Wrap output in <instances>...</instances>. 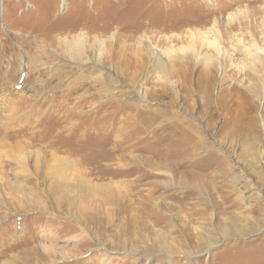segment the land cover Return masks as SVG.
Here are the masks:
<instances>
[{"label":"rangeland","instance_id":"1","mask_svg":"<svg viewBox=\"0 0 264 264\" xmlns=\"http://www.w3.org/2000/svg\"><path fill=\"white\" fill-rule=\"evenodd\" d=\"M1 4L0 264H264V0Z\"/></svg>","mask_w":264,"mask_h":264},{"label":"bare ground","instance_id":"2","mask_svg":"<svg viewBox=\"0 0 264 264\" xmlns=\"http://www.w3.org/2000/svg\"><path fill=\"white\" fill-rule=\"evenodd\" d=\"M258 0H253V2H257ZM260 1V0H259ZM2 0H0V17H1V15H2ZM251 16V15H250ZM1 19V18H0ZM248 19V18H247ZM228 21H231V17H230V20H229V18H228ZM247 21V20H246ZM215 23H216V25H217V21H215ZM248 23V22H247ZM207 24V23H206ZM251 24V23H250ZM229 26V25H228ZM244 26V25H243ZM233 30H236V29H233V28H227L226 27V29L224 30V32L226 33L225 35L227 36L228 35V33H230L231 31H233ZM243 30V29H242ZM209 32H211V30H209ZM212 32H213V30H212ZM196 35V36H195ZM192 37L195 39V40H198V43H204V44H206L207 46H209V47H213V48H216L217 47V43H216V41H214V42H211V41H205L206 40V33H200L199 31L196 33V34H194V35H192ZM184 38V37H183ZM192 38V39H193ZM181 39V38H180ZM191 39V40H192ZM183 40V39H182ZM176 41V40H175ZM181 41V40H180ZM194 41V40H193ZM177 42V41H176ZM196 42V41H195ZM64 43H65V45H67V47H69V49H70V52L71 53H79L81 50H85L86 48H87V37H85L84 35H78L77 37H75V38H73V40L72 41H69V40H64ZM95 43H97V48L98 49H101L102 47H103V43L104 42H95ZM200 43V44H201ZM194 46H195V44H194ZM205 46V45H204ZM93 47V46H92ZM90 48H91V46H90ZM148 51H150L151 52V48H146ZM197 49H198V47H197ZM218 50V49H217ZM198 51V50H197ZM97 52H98V50H97ZM185 52V51H184ZM151 55V54H150ZM162 56V55H161ZM164 56L165 57H167V59H168V61L170 62L171 61V59H173V60H178V61H181V57H179V58H175V56L173 55V54H171V53H164ZM189 57V56H188ZM128 59V58H127ZM203 61V64L205 65V66H208V67H205V71L206 72H208V70H209V65H211L212 64V62H213V59H211V57H206L205 59H203L202 60ZM130 63H131V61H130ZM157 63V62H156ZM159 63V62H158ZM161 63V62H160ZM137 65V64H136ZM161 65V64H160ZM182 67V66H181ZM166 68V67H165ZM168 68V67H167ZM169 69H171V68H169ZM180 71V70H179ZM179 71H177V72H179ZM164 72H166V71H164ZM173 72H175V71H172L171 73H169V71H167L166 73L167 74H173ZM168 77H169V75H168ZM83 81V80H82ZM4 125V124H3ZM9 126V125H8ZM74 126V125H73ZM27 127V126H26ZM63 127V126H62ZM62 127H61V129H62ZM8 129H9V127H8ZM27 129V128H26ZM33 129V128H32ZM6 128L5 127H2V129H0V131L1 132H3V133H5L6 132ZM65 131H66V134L67 133H69V132H71V131H74L73 130V127H70V128H65ZM42 132V131H41ZM57 133V132H56ZM38 135V134H37ZM40 140V139H39ZM51 141V140H50ZM41 142V141H40ZM41 144V143H40ZM19 145H21V144H19ZM49 145H51V144H49ZM28 146V145H27ZM39 146V145H38ZM72 146V145H71ZM45 147V146H44ZM55 147H57V146H55ZM67 148V147H66ZM71 148V147H70ZM90 148V147H89ZM32 149V148H31ZM36 149V148H35ZM41 149V148H40ZM68 149V148H67ZM59 150V149H58ZM32 151H34V150H32ZM75 151V150H74ZM73 152V151H72ZM44 153V152H43ZM84 153V152H83ZM33 154V156H38V153L36 154V153H24L22 156L23 157H21V155L20 156H18V162L20 163V164H25V162L26 161H28V159L30 158V156ZM45 154V153H44ZM43 154V155H44ZM68 154V153H67ZM82 155V154H81ZM74 156V155H73ZM8 157V156H7ZM52 157V161H54V162H56V163H58L59 164V162L60 161H62V159H59V158H56V157H53V156H51ZM83 157V156H82ZM49 158V157H48ZM61 158V157H60ZM6 160V159H5ZM26 160V161H25ZM12 161H14V160H12ZM96 161V160H95ZM98 161V160H97ZM112 161V160H111ZM4 162V161H3ZM7 162V161H6ZM102 162V161H101ZM83 163V162H82ZM118 163H119V161H118ZM117 163V164H118ZM55 165H57V164H53L52 166H50V167H47V169L48 170H50L51 172H50V174L53 176L52 177V180H53V182H52V184L51 185H56V186H49L51 189V191L50 192H52V194L53 195H55V199H56V201H57V203L59 204V205H61L62 207H64V208H66V205L67 206H70V204H69V199H68V197H67V193L68 192H71L72 193V188L70 187V185L69 184H66V183H59V181H57V180H55V179H57V178H59V179H61V178H63V175L64 174H66L67 172L65 171V169H69V170H71V169H76L75 168V166L74 165H70L69 166V163H64L63 165H59L58 167H60V166H63V168L61 169V168H59V169H56V166ZM79 165V164H78ZM119 165V164H118ZM7 166V165H6ZM48 166V165H47ZM38 168V167H37ZM93 168V167H92ZM39 169V168H38ZM77 170V169H76ZM86 170V169H85ZM85 170H83V171H85ZM87 171V170H86ZM90 171V170H89ZM64 172H66V173H64ZM71 171H69V173H70ZM36 173V172H35ZM38 174V173H37ZM23 175H24V173H23ZM33 175V174H32ZM67 175V174H66ZM28 176V175H27ZM30 176H31V174H30ZM33 176H35V175H33ZM32 176V177H33ZM37 176V175H36ZM29 177V176H28ZM40 177V176H39ZM45 177H47V176H45ZM21 179V178H20ZM58 179V180H59ZM22 180V183H24V182H26V180L27 179H24V182H23V179H21ZM69 180V179H68ZM83 181V180H82ZM45 182V181H44ZM66 182V181H65ZM56 183V184H55ZM112 183V182H111ZM48 184H49V182H48ZM24 185V184H23ZM27 185V184H26ZM88 185H89V183H88ZM45 186V185H44ZM47 187V186H46ZM77 192H80V189L83 191V190H85V192H87V194H89V193H92L93 191H95V192H97V193H99L98 192V190H96V188H95V185H94V187H88L87 185L85 186V187H82L81 185H77ZM104 187V186H103ZM30 188V187H29ZM35 188V187H34ZM99 188V187H98ZM26 188H24V187H20V188H18L17 187V189L16 190H18L19 192H21V197H18V198H15V201L13 200V202L15 203L16 202V200H18L20 203H26L28 206H26V207H24V210H26V211H28L29 210V208H30V210H37L38 208L39 209H43V210H45L47 207H45V203L41 200V197H39L37 194H35V193H27V191L25 190ZM33 191H35V190H33ZM41 194L43 195L44 194V196H47L48 195V193H46V192H43V191H45L43 188H41ZM100 191H104V190H100ZM105 192V191H104ZM129 192V191H128ZM36 193H37V191H36ZM116 193V192H115ZM135 195V194H134ZM117 196V195H116ZM101 197H104V198H102L101 200H100V204H106V203H109L110 201H109V198L107 197V195L106 194H104L103 193V195L101 196ZM129 198V197H128ZM31 201L32 202H34V203H31ZM71 202H72V200H71ZM31 203V204H30ZM66 204V205H65ZM72 205V204H71ZM44 207V208H43ZM32 208V209H31ZM60 209V208H59ZM81 210H83L82 212H87L88 211V208L86 207V206H82V209ZM135 210V209H134ZM86 216V215H85ZM75 220V219H74ZM46 252L48 251V248L47 247H44L43 248ZM50 254H47V256H49Z\"/></svg>","mask_w":264,"mask_h":264}]
</instances>
